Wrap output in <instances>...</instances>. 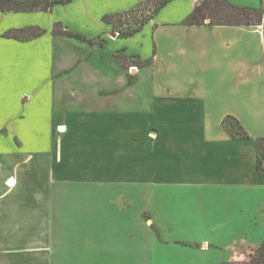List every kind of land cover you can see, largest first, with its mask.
<instances>
[{
	"label": "crops",
	"instance_id": "0c3cea01",
	"mask_svg": "<svg viewBox=\"0 0 264 264\" xmlns=\"http://www.w3.org/2000/svg\"><path fill=\"white\" fill-rule=\"evenodd\" d=\"M145 1L0 11V264H223L264 243V0H229L256 25L184 24L200 0L128 36L104 20ZM164 197L162 227L140 202ZM161 229L182 238L155 246Z\"/></svg>",
	"mask_w": 264,
	"mask_h": 264
},
{
	"label": "trees",
	"instance_id": "16d2710c",
	"mask_svg": "<svg viewBox=\"0 0 264 264\" xmlns=\"http://www.w3.org/2000/svg\"><path fill=\"white\" fill-rule=\"evenodd\" d=\"M66 1L67 0H0V11L49 10L56 3H65ZM153 1L154 11L151 14L155 13L169 0ZM132 10L133 9H130L126 12L105 15L104 20L112 23L113 26H116L113 21L114 18L119 17L118 20L121 22L120 18L124 16L127 12H130ZM262 15L263 13L260 9L248 6L235 5L229 0H200L199 5L196 6L194 10L184 19V24L199 25L203 24L206 18H208L210 25H256L261 23ZM147 19L148 17L139 20L136 23V27L134 28H129L124 31L119 30V34L125 36L133 34L135 31L139 30L142 27V25ZM32 30L35 31V33H33L34 35L41 33V30L37 28H26L23 31L9 32L8 35L18 38L21 36V33H26ZM54 32H63L65 34L74 35L82 40H87L91 43L95 42V40L88 39L82 35L70 31L66 32L59 27V24L55 25ZM224 125L228 127V131L232 136H246V133L242 130V127L240 126L238 121L233 118H226L224 120ZM256 149L258 153L257 168L260 174L264 175V137H261L257 140ZM256 257L257 258L255 264H264V243L260 245Z\"/></svg>",
	"mask_w": 264,
	"mask_h": 264
},
{
	"label": "rangeland",
	"instance_id": "374dc122",
	"mask_svg": "<svg viewBox=\"0 0 264 264\" xmlns=\"http://www.w3.org/2000/svg\"><path fill=\"white\" fill-rule=\"evenodd\" d=\"M154 11V1H145V2H142L140 5L138 4L136 7L133 8L132 11L130 12H127L124 16H122L120 18L121 22L118 20L119 17H116L114 18V24L116 26H114L115 30L119 32L120 31H124V30H127L129 28H134L136 27V23L141 20L142 18H147L151 15V13ZM206 20H209L208 18H206ZM35 33V31H29V32H26V33H23L22 35H31ZM120 56H122L120 54ZM123 59V57H122ZM141 203V206L145 209V208H152V207H156L162 216L159 217V223H162V227H165L167 226L166 224V215H165V210L162 211V209H166L168 208V204L169 202L166 200V197L164 198H161V199H143V202H140ZM169 223H171V221H169ZM158 235L160 234L161 237L159 236V238L156 236V237H153V241L155 242V246H157L156 244H159L162 245L164 243L161 242V239L164 240V241H180L182 236L181 232H173L171 233L170 231H168L167 229H161L160 231L157 232ZM173 235V236H171ZM159 241V243H158ZM163 246L161 247H158V248H162ZM260 246L258 247H245V246H240L238 247L239 251L243 254L241 256L238 255V259L237 260H232V261H229V262H225L226 264H255L256 263V255H257V252H258V249H259ZM157 248V249H158ZM162 250V249H161ZM161 250L160 253H161ZM255 255V257H254ZM254 260V262H253ZM144 264H167L166 262H159V261H156V262H151V263H144Z\"/></svg>",
	"mask_w": 264,
	"mask_h": 264
},
{
	"label": "built area",
	"instance_id": "2783aa9c",
	"mask_svg": "<svg viewBox=\"0 0 264 264\" xmlns=\"http://www.w3.org/2000/svg\"><path fill=\"white\" fill-rule=\"evenodd\" d=\"M10 180L13 181L12 177L8 178V179L5 181L6 185H10V184H9V181H10Z\"/></svg>",
	"mask_w": 264,
	"mask_h": 264
},
{
	"label": "bare ground",
	"instance_id": "6f19581e",
	"mask_svg": "<svg viewBox=\"0 0 264 264\" xmlns=\"http://www.w3.org/2000/svg\"><path fill=\"white\" fill-rule=\"evenodd\" d=\"M9 184H10V185L13 184V181L10 180V181H9Z\"/></svg>",
	"mask_w": 264,
	"mask_h": 264
}]
</instances>
